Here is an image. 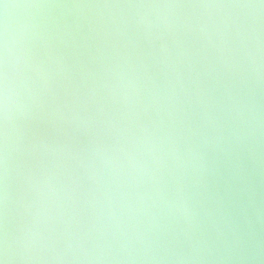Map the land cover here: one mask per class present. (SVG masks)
Listing matches in <instances>:
<instances>
[{
    "label": "clouds",
    "instance_id": "1",
    "mask_svg": "<svg viewBox=\"0 0 264 264\" xmlns=\"http://www.w3.org/2000/svg\"><path fill=\"white\" fill-rule=\"evenodd\" d=\"M0 264H264V0H0Z\"/></svg>",
    "mask_w": 264,
    "mask_h": 264
}]
</instances>
